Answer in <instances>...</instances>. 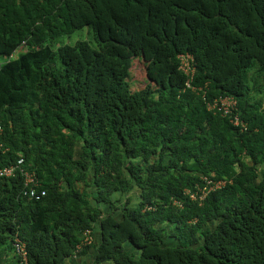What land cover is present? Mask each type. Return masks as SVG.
<instances>
[{
    "label": "trees",
    "instance_id": "obj_1",
    "mask_svg": "<svg viewBox=\"0 0 264 264\" xmlns=\"http://www.w3.org/2000/svg\"><path fill=\"white\" fill-rule=\"evenodd\" d=\"M184 52L205 98L184 89ZM0 56V164L23 158L45 190L0 178L13 264H264V0H0ZM219 95L244 130L207 109ZM202 177L225 183L192 200Z\"/></svg>",
    "mask_w": 264,
    "mask_h": 264
},
{
    "label": "built area",
    "instance_id": "obj_2",
    "mask_svg": "<svg viewBox=\"0 0 264 264\" xmlns=\"http://www.w3.org/2000/svg\"><path fill=\"white\" fill-rule=\"evenodd\" d=\"M195 61L191 53L184 52L178 54V68L185 76L184 89L190 88L193 91L200 92L202 97L205 98V90L203 87H195L192 82L195 75ZM207 109L219 113L224 117H228L230 123L233 126L244 130L247 126L246 122L240 117L238 113L237 100L232 95H219L214 97L212 100L207 101ZM3 133L2 125L0 124V139ZM7 148L4 146L0 140V153H5ZM16 174H20L24 178V189L22 196H26L32 199H40L45 195V190L42 189L39 178L37 177L35 171H30L24 167L23 158H18L16 161L2 165L0 164V178L2 177H13ZM204 184L202 186H196L194 190L186 189V193L192 200H202L207 196L209 192L220 187L225 183L224 180H211L208 177H202ZM92 241L91 230H86L84 233V243H90ZM13 247L15 253L24 262L26 261L27 251L25 242L21 239L16 238L13 242Z\"/></svg>",
    "mask_w": 264,
    "mask_h": 264
},
{
    "label": "rangeland",
    "instance_id": "obj_3",
    "mask_svg": "<svg viewBox=\"0 0 264 264\" xmlns=\"http://www.w3.org/2000/svg\"><path fill=\"white\" fill-rule=\"evenodd\" d=\"M89 30L88 27H84L82 29L75 30L70 35L65 36L64 40L66 43L73 44L77 40H88L89 39ZM21 50V48H19ZM18 49V50H19ZM18 53V52H17ZM17 53L14 54V57L17 56ZM5 59L0 56V63L4 62ZM260 66L259 63L254 60L250 70L248 71V77L251 78L252 81L258 80V74H260ZM262 72V71H261ZM129 82L131 84L132 89H138L143 87L146 84L145 74H144V65L143 61L140 58H135L132 60V68L129 76ZM261 87L260 82L257 84V87ZM256 87V86H254ZM256 87V88H257ZM256 98H262V92L260 90L254 94ZM13 257V256H12ZM12 260V258H11ZM9 264H13V262H9Z\"/></svg>",
    "mask_w": 264,
    "mask_h": 264
},
{
    "label": "crops",
    "instance_id": "obj_4",
    "mask_svg": "<svg viewBox=\"0 0 264 264\" xmlns=\"http://www.w3.org/2000/svg\"><path fill=\"white\" fill-rule=\"evenodd\" d=\"M92 255H93V252L89 251L88 254H85V255H82V256L76 258V261L79 264L83 263L84 261H90L91 258L93 257ZM12 256H13L12 253L0 252V264H7L8 262H11ZM71 260H74V259H71Z\"/></svg>",
    "mask_w": 264,
    "mask_h": 264
}]
</instances>
